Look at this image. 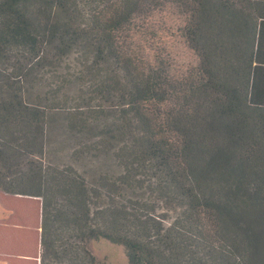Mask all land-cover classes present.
<instances>
[{
  "label": "trees",
  "instance_id": "obj_1",
  "mask_svg": "<svg viewBox=\"0 0 264 264\" xmlns=\"http://www.w3.org/2000/svg\"><path fill=\"white\" fill-rule=\"evenodd\" d=\"M0 191L38 264H264V0H0Z\"/></svg>",
  "mask_w": 264,
  "mask_h": 264
},
{
  "label": "crops",
  "instance_id": "obj_2",
  "mask_svg": "<svg viewBox=\"0 0 264 264\" xmlns=\"http://www.w3.org/2000/svg\"><path fill=\"white\" fill-rule=\"evenodd\" d=\"M39 226L38 198L0 191V264H38Z\"/></svg>",
  "mask_w": 264,
  "mask_h": 264
},
{
  "label": "rangeland",
  "instance_id": "obj_3",
  "mask_svg": "<svg viewBox=\"0 0 264 264\" xmlns=\"http://www.w3.org/2000/svg\"><path fill=\"white\" fill-rule=\"evenodd\" d=\"M163 36L164 37L162 38V42L174 41V39L172 37H169L168 35H163ZM178 49L180 50L179 54L181 55V57L183 54L185 55L186 50H184L180 46ZM51 132H52L51 137L55 138L57 136L56 135L57 130L52 128ZM76 138H77V142L80 141L79 136H76ZM74 142H75V138L71 141V143L74 144ZM66 147H67V144L63 143V147L61 149V151H63V153L66 151ZM52 156H53V154L48 149V153H46L45 160L50 159V157H52ZM39 202H40V200H39ZM25 211H26V207H25ZM30 213H32L31 210H30ZM31 216H32V214H31ZM89 248L92 251V253L95 255V257L97 258V260L99 261L100 264H127V257H126L125 249L122 245L112 243L106 239L100 238L97 240H91L89 242Z\"/></svg>",
  "mask_w": 264,
  "mask_h": 264
}]
</instances>
